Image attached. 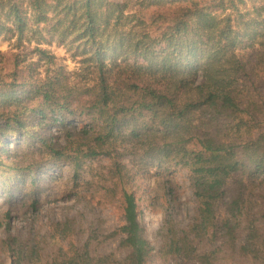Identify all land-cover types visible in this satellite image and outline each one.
<instances>
[{
	"label": "trees",
	"instance_id": "1",
	"mask_svg": "<svg viewBox=\"0 0 264 264\" xmlns=\"http://www.w3.org/2000/svg\"><path fill=\"white\" fill-rule=\"evenodd\" d=\"M239 3L245 0H0V33L13 47L49 29L45 40L75 49L81 63L73 72L52 67L55 56L39 46L45 37L30 52L37 60L11 54L9 73H0V164L2 156L16 158L22 142L33 145L26 156L44 148L65 158L70 142H47L33 127L84 116L92 132L76 145L83 157L119 155L122 147L160 169L187 171L197 204L190 221L163 235L164 262L264 264V7L255 5L252 16ZM38 134L34 145L29 139ZM121 210L113 235L121 236L122 259L93 249L92 235L71 238L67 219L54 224L67 245L48 264H150L154 248L134 193L123 190ZM4 244L10 264L37 256L18 234Z\"/></svg>",
	"mask_w": 264,
	"mask_h": 264
},
{
	"label": "rangeland",
	"instance_id": "2",
	"mask_svg": "<svg viewBox=\"0 0 264 264\" xmlns=\"http://www.w3.org/2000/svg\"><path fill=\"white\" fill-rule=\"evenodd\" d=\"M255 2L245 0V3H239L240 12H252L253 16L255 5L264 7V0ZM230 12V9L227 10L223 16ZM232 17L234 23L239 22L237 13ZM54 22L53 19L49 25ZM47 31L49 29L37 34L31 43L25 41L20 49L13 47L14 39H10L8 34L0 33V73H9L13 53L19 54L20 60L33 56L37 60L38 56L34 53L31 55L30 52L38 45L35 41L38 37H45L39 46L55 56L52 67L63 66L65 71H76L81 65L80 59L74 57L76 50L69 49V46L59 42L57 38L45 40L48 37ZM40 66H44L40 67L44 70L48 65L42 62ZM90 122L86 117L78 115L69 118L64 125L58 121L50 125L43 122L33 127L35 131L48 137H45L47 142L53 140L62 145L70 142L69 149L64 150L67 154L61 160L44 153V148L29 156L24 155L27 148H33L32 144L28 145L26 142H22L18 158L2 156L0 264L11 263V254L4 242L15 234L26 243L34 245L37 250V256L29 259L31 262L27 264H48L61 245H67V240L58 239L57 232H54V224L67 219L72 220L71 224L75 229L71 238L83 243L92 235L93 249L122 259L126 250L119 247L121 236L113 233L122 224L123 190L136 196L140 222L146 238L154 248L149 263L168 264L159 253L163 235L167 229L190 221L197 204L187 171L179 167L168 171L160 169L157 163L142 161L139 150L134 153L132 149L124 151L122 147H119V155L113 152L112 155L83 157L75 149L82 140L89 142L90 135L84 133L92 132ZM83 136L86 138L83 139ZM29 140L34 145L41 144L38 142L39 134ZM116 161L125 163V167L121 166L120 170ZM16 165L18 169H14ZM21 178L22 181L19 182L17 179ZM34 199H37L36 205L33 204ZM8 211L10 218L5 217Z\"/></svg>",
	"mask_w": 264,
	"mask_h": 264
}]
</instances>
